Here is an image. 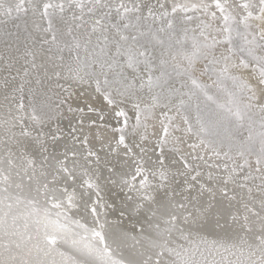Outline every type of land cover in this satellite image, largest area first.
Instances as JSON below:
<instances>
[{
  "label": "snow or ice",
  "instance_id": "snow-or-ice-1",
  "mask_svg": "<svg viewBox=\"0 0 264 264\" xmlns=\"http://www.w3.org/2000/svg\"><path fill=\"white\" fill-rule=\"evenodd\" d=\"M0 264H264V0H0Z\"/></svg>",
  "mask_w": 264,
  "mask_h": 264
}]
</instances>
